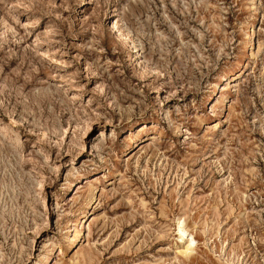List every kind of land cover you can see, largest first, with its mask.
<instances>
[{
    "label": "rangeland",
    "instance_id": "1",
    "mask_svg": "<svg viewBox=\"0 0 264 264\" xmlns=\"http://www.w3.org/2000/svg\"><path fill=\"white\" fill-rule=\"evenodd\" d=\"M0 264H264V0H0Z\"/></svg>",
    "mask_w": 264,
    "mask_h": 264
},
{
    "label": "bare ground",
    "instance_id": "2",
    "mask_svg": "<svg viewBox=\"0 0 264 264\" xmlns=\"http://www.w3.org/2000/svg\"><path fill=\"white\" fill-rule=\"evenodd\" d=\"M120 35V34H119ZM184 238V237H183ZM189 244L186 246L185 250H184V253H187L190 251V249L192 248L193 246V240H189Z\"/></svg>",
    "mask_w": 264,
    "mask_h": 264
}]
</instances>
